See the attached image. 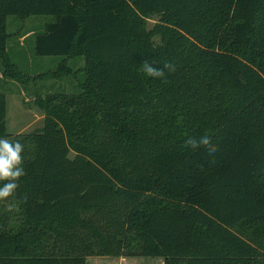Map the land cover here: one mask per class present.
<instances>
[{
    "label": "trees",
    "instance_id": "trees-1",
    "mask_svg": "<svg viewBox=\"0 0 264 264\" xmlns=\"http://www.w3.org/2000/svg\"><path fill=\"white\" fill-rule=\"evenodd\" d=\"M10 16L56 18L35 52L63 60L40 77L84 66L80 94L39 101L40 131L9 134L0 93L26 172L0 201V264H264V0H0L3 78L20 81ZM204 135L214 155L187 146Z\"/></svg>",
    "mask_w": 264,
    "mask_h": 264
},
{
    "label": "rangeland",
    "instance_id": "rangeland-1",
    "mask_svg": "<svg viewBox=\"0 0 264 264\" xmlns=\"http://www.w3.org/2000/svg\"><path fill=\"white\" fill-rule=\"evenodd\" d=\"M55 21L54 16H31L28 18L10 16L7 19L9 58L23 74L32 77V79L21 78L20 81L3 78L0 62V93L5 94L7 99L6 123L9 134H29L40 131L44 126L46 111L39 106V101L46 100L48 95L81 93V89L77 88V77L74 73L83 68V58L68 62V67L74 70L72 74L58 78L39 76L55 71L63 60L62 57L38 56L35 52L36 36L45 30L46 25ZM157 22L158 18L150 19L148 29L153 30ZM154 41L157 44L160 43L157 36ZM163 262V258L154 257L87 258V264H163Z\"/></svg>",
    "mask_w": 264,
    "mask_h": 264
},
{
    "label": "clouds",
    "instance_id": "clouds-1",
    "mask_svg": "<svg viewBox=\"0 0 264 264\" xmlns=\"http://www.w3.org/2000/svg\"><path fill=\"white\" fill-rule=\"evenodd\" d=\"M155 61L143 62V70L149 77L156 79H166L165 69L174 72L175 67L170 62H165L163 68L154 67ZM187 146L196 150L205 147L210 155H214L218 148L212 143L208 135L199 139L189 138ZM24 146L19 142H12L7 138H0V201L11 203L12 198L20 188V181L26 176L24 168Z\"/></svg>",
    "mask_w": 264,
    "mask_h": 264
},
{
    "label": "crops",
    "instance_id": "crops-1",
    "mask_svg": "<svg viewBox=\"0 0 264 264\" xmlns=\"http://www.w3.org/2000/svg\"><path fill=\"white\" fill-rule=\"evenodd\" d=\"M163 264H164V262H163Z\"/></svg>",
    "mask_w": 264,
    "mask_h": 264
}]
</instances>
